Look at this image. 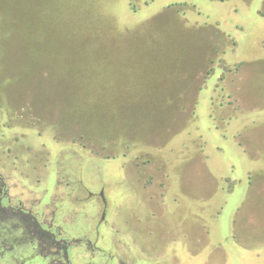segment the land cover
Returning a JSON list of instances; mask_svg holds the SVG:
<instances>
[{
	"label": "rangeland",
	"instance_id": "obj_1",
	"mask_svg": "<svg viewBox=\"0 0 264 264\" xmlns=\"http://www.w3.org/2000/svg\"><path fill=\"white\" fill-rule=\"evenodd\" d=\"M197 87L194 120L184 108ZM197 133L204 141L197 177L218 191L212 227L226 224L201 253L213 255L212 264H264V199L253 214L257 235L229 227L249 192V172L253 182L264 178V0H0V174L45 227L54 219L59 236H69L81 221L93 241L99 209L97 200L80 205L84 186L107 184L112 207L119 176L153 179L146 194L158 195L180 165L171 167L176 162L155 147L172 144L178 157L183 135ZM188 203L190 217L197 209ZM250 239L256 248L217 250ZM185 253L162 264H201L200 253L192 262Z\"/></svg>",
	"mask_w": 264,
	"mask_h": 264
},
{
	"label": "crops",
	"instance_id": "obj_2",
	"mask_svg": "<svg viewBox=\"0 0 264 264\" xmlns=\"http://www.w3.org/2000/svg\"><path fill=\"white\" fill-rule=\"evenodd\" d=\"M208 67V65L205 66L203 71L198 74L199 81L201 75H203V72H206ZM196 90L197 91L191 98L192 101L190 105L185 106L184 108L189 118H193L194 120L198 118L197 104L199 102L201 88L197 87ZM209 103L212 108L215 106L212 99H209ZM211 118H214L213 112ZM233 118L227 120L228 124H231ZM179 131L180 129H177L175 134ZM242 132L243 130L238 131V135H235V140L238 141L239 145L243 144L239 141ZM183 136L184 138L178 144L182 149L180 152L182 154H179L178 157L172 144L169 146L160 144V148L155 147V150L157 151L156 155L164 158V160L176 162V164L171 165V167L176 168V165H180V171L176 168V182H174L173 176L171 175V178H167L166 180L160 182L163 184V187H166L165 193L158 195L146 194L149 192L147 190L148 188L157 186L153 179L141 180L136 177L127 179L122 176V178H119L120 176L114 178V185L117 187V193H115L117 204L114 203V210L112 211L114 218L111 226L104 225L101 228L102 233L99 239V245H101L104 251H94V253H90L91 256H95L98 264H162L163 261L174 263L175 261L180 260L178 259V251L186 252L184 255H187L189 257V261L191 262L195 259L194 254L197 253H200V258L198 257L196 260L198 262L201 261V264H212L211 262H214L213 255H205L201 253V251L204 252L203 250L207 249V245L213 241L215 236H218V231H222L226 225L224 223L223 225L217 227L218 229L212 227L214 223L213 220H216V218L215 212L211 214L210 209L212 208L211 204L215 203V197L218 191L215 189L210 191V182L201 184L197 177L199 170H197L198 168H196L197 166L195 167L194 163L198 160L197 158H199L200 161V153L204 147V145L202 147L200 145V141L204 144L203 139L200 138L202 136L197 133L195 136L193 135L191 137L193 138L192 140H188L189 135L184 134ZM189 146H192L194 150L190 152ZM240 150V155L245 159V155L247 156L245 152L246 149L244 147H240ZM175 155L176 161L173 158ZM203 160L204 159H201V161ZM198 163H196V165H198ZM182 165H184V167L186 166V168H182ZM207 170L203 171V174L207 173ZM249 173L251 177L248 183L249 192L247 197L249 196L251 198L247 199L246 197V200H244V203L238 209L239 213L237 214V211L236 214L231 216L232 220L229 225V227H231V234L237 229L240 232V235H257L258 233L256 224L254 223V213L257 212L258 204L263 203L264 196L263 198H259V200L257 199L261 194H264V178L256 183L251 179L254 172L251 171ZM175 186L177 189H175L173 193L171 189ZM125 187L136 189L128 191L127 194L122 193V188ZM141 187L144 189L137 190V188ZM159 187L162 189L161 184H159ZM188 187L194 188L193 190L197 193L191 192L192 189L186 191V188ZM196 187L198 188L197 190ZM200 187L204 188L203 191L206 189V192L202 195L199 194L201 191ZM179 188H181V191L178 190ZM208 190L209 192H207ZM185 196L187 198L186 203L184 199ZM260 199H262V202ZM190 201L195 203L197 213L192 214L190 216L191 220H188L190 217L188 215L189 212L187 211L189 210L188 202ZM250 201L252 202V205L251 208L247 209V211H254L249 214L246 212L245 214L246 205ZM201 202L203 206L200 207ZM125 203L129 206V211L127 212L122 207ZM141 204L144 206L141 207ZM177 207L180 211L176 210ZM183 208L184 210L185 208L188 210H185L186 212L184 213L182 212ZM177 213L179 214L178 217H176ZM168 216L172 219L170 223L167 222L169 225L172 224L170 226L165 224L164 221V217ZM173 218H176L177 221H173ZM209 219H211L212 222H208ZM247 228L252 231L244 234V231L247 230ZM248 238L249 236H246V239ZM250 241H243L242 243L239 241H232L228 243V248L224 247L223 244L220 243L219 246H217V250L227 252L233 250L240 251L246 248L253 249L258 246L255 239H250ZM80 251L81 252H79V249L73 250V264H97L88 260L89 254L87 250H83L82 248ZM107 252H111V258L109 255H105ZM91 256L90 258H92ZM2 261H5L3 264H13L11 261H6L4 258ZM16 263L18 262H15L14 264ZM220 263L228 264V259H225Z\"/></svg>",
	"mask_w": 264,
	"mask_h": 264
},
{
	"label": "flooded vegetation",
	"instance_id": "obj_3",
	"mask_svg": "<svg viewBox=\"0 0 264 264\" xmlns=\"http://www.w3.org/2000/svg\"><path fill=\"white\" fill-rule=\"evenodd\" d=\"M161 186L162 189L165 188L163 184ZM108 188L107 184L101 185L98 190L84 186L87 196L77 198L80 205L97 200L99 219L93 231L95 239L92 241L88 239V232L81 221L67 230L70 232L69 236H59L60 228L57 230L54 219L45 227L39 212L31 209L29 198H21L23 194L17 192L16 188L14 192L8 179L0 174V264L5 262L2 261L3 258L13 264H41L39 247L43 242L46 244L42 246V264H73V250H87V245L91 249L87 250L90 253L104 251L99 245L101 228L109 223L111 212L114 210L112 200L107 194ZM162 189L159 194L166 192ZM105 255L111 258V252Z\"/></svg>",
	"mask_w": 264,
	"mask_h": 264
}]
</instances>
